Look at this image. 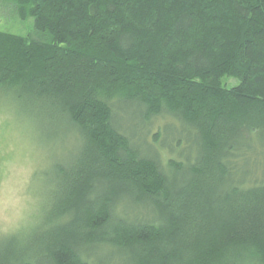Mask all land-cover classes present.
<instances>
[{
	"label": "trees",
	"instance_id": "obj_1",
	"mask_svg": "<svg viewBox=\"0 0 264 264\" xmlns=\"http://www.w3.org/2000/svg\"><path fill=\"white\" fill-rule=\"evenodd\" d=\"M2 3L0 111L67 159L0 264H264V0Z\"/></svg>",
	"mask_w": 264,
	"mask_h": 264
},
{
	"label": "rangeland",
	"instance_id": "obj_2",
	"mask_svg": "<svg viewBox=\"0 0 264 264\" xmlns=\"http://www.w3.org/2000/svg\"><path fill=\"white\" fill-rule=\"evenodd\" d=\"M10 5L5 6L0 0V31L27 33L32 28L33 20L22 19ZM232 82L229 80V83ZM9 118L0 111V243L4 235L20 230L17 239L28 242L31 237L28 227L36 224L50 188L52 165L57 160L63 162L67 158H60L64 153L61 147L56 148V156L51 158L47 138L45 146L31 127L27 129L12 125ZM168 128L166 132L170 131ZM166 134L164 140H167ZM178 150L175 148V153ZM256 161L264 165V158L241 159L235 165L238 170L235 173L243 172L249 164L253 167Z\"/></svg>",
	"mask_w": 264,
	"mask_h": 264
}]
</instances>
